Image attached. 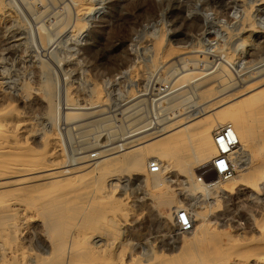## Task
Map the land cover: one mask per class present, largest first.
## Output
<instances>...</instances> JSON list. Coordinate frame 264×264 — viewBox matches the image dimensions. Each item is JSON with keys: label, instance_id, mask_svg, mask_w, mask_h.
Instances as JSON below:
<instances>
[{"label": "rangeland", "instance_id": "1", "mask_svg": "<svg viewBox=\"0 0 264 264\" xmlns=\"http://www.w3.org/2000/svg\"><path fill=\"white\" fill-rule=\"evenodd\" d=\"M70 1L0 0V138L7 140L0 179L10 177L0 181V203L17 198L19 186L38 190L26 212L2 204L0 264H203L224 245L237 247L229 264H249L264 246V160L243 177L254 187L229 193L216 187L210 162L191 165L188 175L175 167L172 150L158 156L165 168L157 178L147 169L106 173L100 162L135 149L149 160L156 156L146 150L150 134L224 104L206 94L216 73L241 85L264 77V0H79L90 6L82 13ZM170 47L180 51L174 64L162 58ZM261 115L247 118L252 152L264 144ZM238 155L243 170L249 158ZM44 164L62 169L31 174ZM66 186H73L66 208L46 211V197ZM180 208L191 214L190 233L173 227Z\"/></svg>", "mask_w": 264, "mask_h": 264}, {"label": "bare ground", "instance_id": "2", "mask_svg": "<svg viewBox=\"0 0 264 264\" xmlns=\"http://www.w3.org/2000/svg\"><path fill=\"white\" fill-rule=\"evenodd\" d=\"M81 1V0H80ZM79 0H71L70 2H72V4H74L75 10L76 12L82 13L84 11H89V5H86L85 3L80 2ZM48 33V32H47ZM38 34V33H37ZM50 35V34H48ZM161 40V39H160ZM41 41L43 42V44L46 43L47 41V35L43 32H41ZM160 43V42H159ZM162 45V44H161ZM160 45V47H161ZM166 45V44H165ZM166 47V46H165ZM164 47V48H165ZM164 50V49H163ZM162 50V51H163ZM166 50V49H165ZM175 49H172L170 47V49H167V51L165 52V54L163 55V60H165L167 63L172 62L171 64H174V61L172 60H178L176 58V56H178V54H180L177 50L174 51ZM157 55V54H156ZM162 55V54H161ZM158 56V55H157ZM161 57V56H159ZM158 57V58H159ZM198 58L202 57L197 56ZM157 58V57H156ZM230 59V58H229ZM158 60V59H157ZM194 60V59H193ZM196 60V59H195ZM231 61V60H230ZM160 63V62H159ZM157 64V63H156ZM181 64V63H180ZM189 64V63H188ZM155 65V64H154ZM153 65V66H154ZM179 65V64H178ZM182 66V65H181ZM187 66V65H186ZM188 67V66H187ZM170 71V70H169ZM168 71V72H169ZM224 71V70H223ZM228 72V71H227ZM214 73V72H213ZM230 73V72H229ZM179 74V73H178ZM182 74V73H181ZM221 74V73H220ZM217 74L214 75V77L209 79V84L207 86V92L206 94H208L210 97H212L214 100H225L226 102L224 104H222L221 106H216L215 109L210 110L209 112H205V108L201 109L199 112H195V113H191L188 115H184L182 118H180L178 121L168 124L165 128H161V129H157L155 132H153L151 135V140L154 141L153 143L149 144L147 146V152L152 153V154H156V156H149L150 154H148V156L150 157L149 160L146 159L145 160V156L140 154L139 152L136 151L135 152L133 150V152H131L130 154L126 153V155H123L121 158L116 159L114 158L113 160H103L100 166L102 168V170H107L105 171L106 173L108 171L112 170L114 171H124V170H132L134 172H142L143 170L147 169L148 171V164L151 161H158L160 163V159H158V156H161L162 154H166L167 151H176L178 153L177 159L176 161L174 160L175 158L173 156L172 160L175 161V167L178 168L181 171H184V173L190 175L191 170H189L191 165L194 164H202L205 162H210V160L215 156L216 150L213 144V135L215 133V131H217L218 129L226 126V125H230L236 132L237 134V138H238V143H239V147L236 150V152L234 153V155H238V154H243L245 155V157L249 158V163H248V167L247 162L243 165L245 167V169L243 170H239L238 167L241 166H235L234 167V175L228 179V180H222L223 182H221V180L218 182L217 184H219L216 187L218 188V190H220V192H224V193H229L231 191L234 190V186L237 185V187H241L244 184H248V185H252V183L248 182L247 180H244L243 177L244 175H246L248 172H250V164L252 162H254L255 160H257L258 158H261L262 160H264V144L257 147L256 150L254 152H252V150L250 151V145H253L254 142V134H255V128L251 127L249 122H247V118H255L258 116H262L261 114H263L264 112V77L258 78L256 80H250L249 82H245L242 83V85L239 83V86L234 89H232L231 91H229L227 94L222 93L223 91L229 89L230 87H232L233 85H236L238 83H235L236 79H231V77L229 79L231 80H224V78L222 77V75ZM213 75V74H212ZM228 75V74H227ZM227 77V76H226ZM229 77V76H228ZM236 77V76H235ZM256 78V77H255ZM183 79V78H182ZM240 81V80H239ZM204 84V83H203ZM207 84H204L203 86H205ZM225 87L222 90H219L220 87ZM205 89V88H204ZM179 90V89H178ZM177 91V90H176ZM98 92V91H97ZM222 93V94H220ZM96 94V93H95ZM99 97V96H98ZM100 98V97H99ZM177 100V99H176ZM60 101V100H59ZM207 101H205L206 103ZM93 107L94 109L99 107V103L93 102ZM178 103V102H177ZM259 104V106L257 108H253L252 110H249L248 112H246L244 110V107H250L252 104ZM174 106V105H173ZM183 108V107H182ZM91 109V108H90ZM210 109V108H208ZM207 109V110H208ZM88 110V109H87ZM182 110V109H181ZM84 111V110H83ZM102 110H97L96 112L101 113ZM95 113V112H94ZM90 114V113H89ZM92 114V113H91ZM90 116V115H89ZM100 120V119H99ZM76 121V120H75ZM174 121V120H173ZM171 122V121H170ZM169 122V123H170ZM259 122V121H258ZM74 123V122H73ZM101 123V122H100ZM166 123V122H165ZM10 124H12V122H10ZM18 124V123H17ZM21 126V125H20ZM1 127V125H0ZM17 128V127H16ZM15 128V129H16ZM160 128V127H158ZM27 129V128H26ZM20 130V129H19ZM22 130V129H21ZM12 131V130H10ZM145 132V131H143ZM26 133V132H25ZM141 133V132H140ZM137 136V135H136ZM134 137V136H133ZM139 137V136H138ZM147 137V136H146ZM22 138V137H21ZM82 138V137H81ZM132 138V137H131ZM144 138V136L142 137ZM150 138V137H149ZM138 140V139H137ZM257 140V139H256ZM13 141V140H12ZM143 141V140H141ZM147 141V140H146ZM7 142L6 140V136L3 138H0V147L5 144ZM26 142V141H25ZM151 142V141H150ZM136 143V142H135ZM26 144V143H25ZM141 144H143L142 142H137L136 145L131 146L133 148H137L138 146H140ZM58 145V144H57ZM130 144L126 143L125 146H129ZM255 145V144H254ZM254 145L252 147H254ZM26 146V145H25ZM55 147V146H54ZM130 147V148H131ZM48 148V147H47ZM142 148V146H141ZM144 148V147H143ZM5 149V148H4ZM53 149V148H52ZM58 149V148H57ZM129 149V148H125L124 150ZM138 149V148H137ZM8 150V149H5ZM112 150V149H111ZM114 150V149H113ZM112 150V151H113ZM120 150V149H119ZM122 150V149H121ZM110 151V152H112ZM140 151V150H138ZM143 151V150H142ZM54 153V152H53ZM117 152H112L111 154L109 153V155L107 156H112L113 154H116ZM57 154V153H56ZM104 154V153H101ZM170 154V153H169ZM242 155V156H243ZM103 156V155H102ZM166 156H168L166 154ZM163 156V157H166ZM239 156V155H238ZM241 156V155H240ZM13 157V156H12ZM106 157V155H105ZM162 157V158H163ZM160 158V157H159ZM169 158V157H168ZM174 158V159H173ZM235 158V157H234ZM85 159V158H84ZM88 159V158H87ZM106 159V158H105ZM165 159V158H164ZM236 159V158H235ZM57 160V159H56ZM148 160V161H147ZM88 161V160H87ZM97 161V162H98ZM147 161V162H146ZM170 161V160H169ZM247 161V159H246ZM2 162V161H1ZM49 162V161H48ZM91 162V161H90ZM168 163V162H167ZM98 164V163H97ZM161 164V170L163 171L165 166L164 164ZM79 165V164H78ZM262 165L264 166V162L262 163ZM58 165L56 164H50V165H46L44 164L42 167L37 168L36 171L32 172L31 174H42L45 172L50 173V171H54V170H59L61 167H57ZM76 166V165H75ZM169 166V165H168ZM39 167V166H38ZM91 167V165H90ZM89 167V168H90ZM167 167V166H166ZM243 167V168H244ZM247 167V168H246ZM65 168V167H64ZM62 169V168H61ZM79 169H83V168H79ZM86 169V168H85ZM241 169V168H240ZM78 170H75V172ZM93 171V170H92ZM113 171V172H114ZM101 173V172H100ZM162 172H159L157 174H150L149 176L152 175L154 177H158ZM12 174V173H11ZM54 174V173H53ZM56 174V173H55ZM73 174V173H72ZM94 174V173H93ZM24 175V174H23ZM23 175L20 176H16L19 178H22ZM29 174H27L26 176H28ZM66 175V174H65ZM75 175V174H74ZM148 175V174H147ZM22 176V177H21ZM25 176V175H24ZM38 176V175H37ZM45 176V174H44ZM47 176V175H46ZM103 176V175H102ZM107 176V174H106ZM13 177V176H12ZM11 177V178H12ZM30 177V176H28ZM32 177V176H31ZM41 177V176H40ZM43 177V175H42ZM10 178V177H9ZM9 178H2L0 179V181H2L3 179H9ZM191 178V177H190ZM193 178V177H192ZM254 178L253 182L255 180H260V172H257L254 174ZM13 179V178H12ZM17 179V178H15ZM90 179V178H89ZM217 179V178H216ZM21 180V179H20ZM34 180V179H33ZM43 180V179H42ZM75 180V179H74ZM73 180V181H74ZM87 180V179H86ZM158 180V179H156ZM12 181V180H11ZM104 181V180H103ZM102 181V182H103ZM4 182V181H3ZM28 182V180H27ZM160 182V181H159ZM171 182V181H169ZM25 183V182H24ZM72 183V182H71ZM104 183V182H103ZM166 183V182H165ZM194 183V181H193ZM198 183V182H197ZM7 184V183H6ZM77 184V183H76ZM154 184V183H153ZM196 182L193 184L195 185ZM22 185V184H21ZM25 185L19 186L15 191V193H18V197L14 198V199H6V202L3 203H7L13 201V207L18 209L23 210V212H26L25 207L28 206L29 201L34 198V196L36 195L37 191H30L28 189V187ZM57 185V183L53 184V186ZM95 185V184H94ZM197 185V184H196ZM159 186V185H158ZM246 186V185H245ZM69 187H73V186H66L64 187L58 194V196L56 198H50V197H46V201H44V203L42 204L45 208H48V210L46 211H52V214H55L58 210H60L62 207L63 209L66 208V205L69 203V201L67 202V200H65L64 197H66V195H68L69 193H72L73 188H71L69 190ZM75 189V188H74ZM13 191V192H14ZM88 191V190H87ZM11 194V193H10ZM51 194H54L53 191H51L50 193H48V195L50 196ZM161 194V193H160ZM100 194H98L99 196ZM165 196V195H164ZM161 196V203L164 205H169V200L166 198V196ZM6 197V196H5ZM11 198V197H10ZM13 198V197H12ZM102 199V198H101ZM0 203V210H2V204ZM5 205V204H4ZM30 206V205H29ZM36 206V205H35ZM39 207V204L38 206ZM31 208V206H30ZM35 208V207H34ZM33 208V209H34ZM40 209V207H39ZM87 209V208H86ZM42 210V209H41ZM44 210V211H45ZM5 211V209H4ZM102 211V210H101ZM99 210V212H101ZM1 212V211H0ZM39 212V211H38ZM48 212V213H49ZM15 213V212H14ZM46 212H44L45 214ZM98 213V211H97ZM93 214V213H92ZM99 214V213H98ZM16 215V214H14ZM11 216V214H10ZM9 217V216H8ZM18 217V216H17ZM16 217V218H17ZM61 217V216H59ZM7 218V217H5ZM4 218V219H5ZM52 218V217H51ZM56 218V217H55ZM37 219V218H36ZM57 219V218H56ZM62 219V218H61ZM8 220V219H7ZM39 220V219H38ZM43 220V219H42ZM4 221V220H3ZM35 221V220H34ZM37 221V220H36ZM11 222V221H10ZM21 222V221H20ZM25 222V221H24ZM27 222V221H26ZM33 222V221H32ZM41 222V221H40ZM44 222V221H43ZM65 222V221H64ZM5 223V222H4ZM30 223V222H29ZM47 223V222H46ZM49 224V222H48ZM66 224V222H65ZM13 225V224H12ZM24 225V223H23ZM3 227V226H2ZM15 228V227H14ZM44 230V229H43ZM264 231V230H263ZM262 231V232H263ZM20 233V232H19ZM262 234V233H261ZM70 237V236H69ZM264 240V235L263 238ZM193 240V239H192ZM196 241V240H195ZM192 242V241H191ZM232 242V241H231ZM256 241H253V243ZM60 243V242H59ZM261 243V242H260ZM69 246V243H67ZM258 244V243H257ZM264 244V243H262ZM221 246V245H220ZM240 247L242 245H239ZM244 246V245H243ZM194 247V246H193ZM225 247V249H224ZM235 247V246H233ZM255 246H251L248 247L245 251L246 253H250L251 251L254 250ZM212 249V248H211ZM217 249V248H216ZM216 249H214L213 251H211V253L209 254L211 257L208 258L209 259H204V263L205 264H229L227 261L229 256H227V254L229 252H231L232 250L235 251L234 249H237V247L232 248V246L224 245L223 249L222 247L220 248L218 246L217 250H222L220 253V257L217 255V251ZM232 249V250H231ZM239 249V247H238ZM257 251H259L256 255H254V257H256V259L250 260L249 264H264V246H258V248H256ZM231 250V251H230ZM250 250V251H248ZM207 251V250H206ZM68 252V250H67ZM210 252V251H209ZM56 253V252H55ZM219 253V252H218ZM68 254V253H67ZM204 254V253H203ZM245 254V253H244ZM243 254V255H244ZM232 255L233 254H229ZM186 256V255H185ZM55 258V257H54ZM67 258V257H66ZM191 258V257H190ZM251 258V257H250ZM56 259V258H55ZM248 258H246L247 261ZM54 260V259H53ZM74 261H76L75 259H73ZM73 260H71L72 264H73ZM188 260V259H187ZM66 262V260H65ZM183 262V261H182ZM182 262H179L182 263ZM186 263V260H185ZM203 263V264H204ZM66 264V263H65ZM68 264V263H67ZM70 264V262H69Z\"/></svg>", "mask_w": 264, "mask_h": 264}, {"label": "built area", "instance_id": "3", "mask_svg": "<svg viewBox=\"0 0 264 264\" xmlns=\"http://www.w3.org/2000/svg\"><path fill=\"white\" fill-rule=\"evenodd\" d=\"M213 144L216 150L215 156L211 159L208 172L213 173L214 177L219 180H228L234 175L236 159L234 153L239 147L238 138L235 130L226 125L213 135ZM227 149V151H225ZM223 162V167L220 162ZM150 174H157L161 171V164L158 161H151L148 164ZM198 182L205 183L207 188L212 187V182L205 180L203 175L198 177ZM182 234L190 233L194 226L191 214L186 208H180L174 215V226Z\"/></svg>", "mask_w": 264, "mask_h": 264}, {"label": "snow or ice", "instance_id": "4", "mask_svg": "<svg viewBox=\"0 0 264 264\" xmlns=\"http://www.w3.org/2000/svg\"><path fill=\"white\" fill-rule=\"evenodd\" d=\"M225 151H227V149H225ZM220 166L223 167V162L222 161L220 162Z\"/></svg>", "mask_w": 264, "mask_h": 264}]
</instances>
